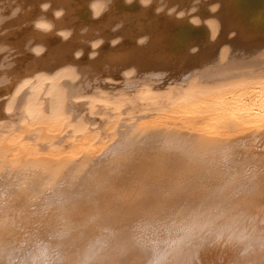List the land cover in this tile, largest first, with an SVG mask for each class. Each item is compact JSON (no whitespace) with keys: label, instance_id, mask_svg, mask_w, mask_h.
<instances>
[{"label":"bare ground","instance_id":"bare-ground-1","mask_svg":"<svg viewBox=\"0 0 264 264\" xmlns=\"http://www.w3.org/2000/svg\"><path fill=\"white\" fill-rule=\"evenodd\" d=\"M42 72L78 79L31 126ZM193 80L239 92L167 113ZM0 264H264V0H0Z\"/></svg>","mask_w":264,"mask_h":264},{"label":"flooded vegetation","instance_id":"flooded-vegetation-1","mask_svg":"<svg viewBox=\"0 0 264 264\" xmlns=\"http://www.w3.org/2000/svg\"><path fill=\"white\" fill-rule=\"evenodd\" d=\"M78 79L73 72L58 73L54 77H41L21 89L14 102L7 109L8 113L22 111L21 116L31 126L53 123L59 119H66L67 106L72 100L71 88L68 84ZM82 104L97 105L99 101L92 96L80 100ZM31 108L33 115H28ZM55 109V118L53 116Z\"/></svg>","mask_w":264,"mask_h":264},{"label":"rangeland","instance_id":"rangeland-1","mask_svg":"<svg viewBox=\"0 0 264 264\" xmlns=\"http://www.w3.org/2000/svg\"><path fill=\"white\" fill-rule=\"evenodd\" d=\"M43 73V74H42ZM40 74H37L35 76H31V77H27L25 79H23V82H21V84L19 83V85L17 86V92H19L21 89H23V87H25L26 85L38 80L41 77L46 76L45 72H42ZM60 72H57L56 74H58ZM37 76V77H36ZM198 82L196 80H193L190 84L189 87L184 89V90H179V95H177L175 98H173L172 100H169L170 103H174L175 105L173 106V110L169 111L167 113L172 114V113H178L179 111L181 112H186L189 113L190 112V107L193 106H197L199 108L204 107L205 105H208L209 102H212L213 100H217L219 98H225L227 100L233 99V97H235L236 92H239L238 90H222L219 89V93L222 92L221 94H216L217 92H215L214 90H211L209 88H202V89H197L195 88V84H197ZM197 89V90H196ZM200 90H207L204 94H200ZM171 91V90H169ZM198 91V92H196ZM259 93V89L257 87H253L250 90L242 93V96L244 97H250V96H256ZM189 97L192 98L195 96L194 99H189V100H183V97ZM168 99V98H167ZM188 99V98H187ZM111 110V109H108ZM167 111V110H164ZM162 110H160V112H164ZM107 112H111V111H107ZM114 112V111H113ZM156 113V110H149L147 109L145 111V114H154ZM107 116V114H105ZM94 118H97L101 121H105L108 118L106 117H102V116H95ZM85 128H77L78 126L76 125H71V126H67L66 128H64L61 131H49L50 134H62L65 135L67 133H69L70 130H72V128L75 129V135L74 136H70L69 138H67L66 140L69 142H74L77 139V136H80L82 133L84 135V137H86L85 135H89V131H91V126L89 125H84ZM73 129V130H74ZM90 129V130H89ZM94 136H98L96 134L91 133L89 137H94ZM68 137V136H67Z\"/></svg>","mask_w":264,"mask_h":264},{"label":"snow or ice","instance_id":"snow-or-ice-1","mask_svg":"<svg viewBox=\"0 0 264 264\" xmlns=\"http://www.w3.org/2000/svg\"><path fill=\"white\" fill-rule=\"evenodd\" d=\"M56 15L59 16L60 13H56ZM36 27L41 28V29H45V30H47V29L50 28L49 25L44 24V23H39V24L36 25ZM63 35H66V34H63ZM140 43H143V41H141ZM97 46H98L97 44H94L93 45V47H97ZM35 51L40 52V51H42V49H36ZM206 91L207 90H200V94H204ZM187 98H189V97L186 96V97H183L182 99H187ZM113 107H117V109H118V106L117 105H113ZM28 115L29 116H32L33 115V112L31 110V108L28 109ZM52 118H55V109H53V116H52Z\"/></svg>","mask_w":264,"mask_h":264},{"label":"clouds","instance_id":"clouds-1","mask_svg":"<svg viewBox=\"0 0 264 264\" xmlns=\"http://www.w3.org/2000/svg\"><path fill=\"white\" fill-rule=\"evenodd\" d=\"M119 27H120V25H117L116 28L113 29V30H114V31H115V30H118ZM141 41H143V43H144V40H141ZM141 41H140V42H141Z\"/></svg>","mask_w":264,"mask_h":264}]
</instances>
